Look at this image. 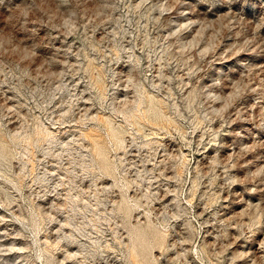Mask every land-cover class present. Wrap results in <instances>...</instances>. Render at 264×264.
I'll return each mask as SVG.
<instances>
[{"label": "rangeland", "instance_id": "1", "mask_svg": "<svg viewBox=\"0 0 264 264\" xmlns=\"http://www.w3.org/2000/svg\"><path fill=\"white\" fill-rule=\"evenodd\" d=\"M0 264H264V0H0Z\"/></svg>", "mask_w": 264, "mask_h": 264}, {"label": "snow or ice", "instance_id": "2", "mask_svg": "<svg viewBox=\"0 0 264 264\" xmlns=\"http://www.w3.org/2000/svg\"><path fill=\"white\" fill-rule=\"evenodd\" d=\"M230 6L235 7V6H237V5L234 4V5H230Z\"/></svg>", "mask_w": 264, "mask_h": 264}]
</instances>
